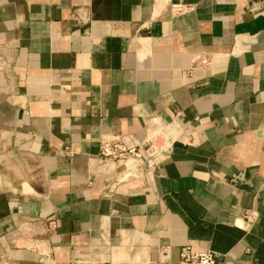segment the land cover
I'll list each match as a JSON object with an SVG mask.
<instances>
[{
	"label": "crops",
	"instance_id": "obj_1",
	"mask_svg": "<svg viewBox=\"0 0 264 264\" xmlns=\"http://www.w3.org/2000/svg\"><path fill=\"white\" fill-rule=\"evenodd\" d=\"M171 120L192 144L104 191L121 169L101 140ZM186 246L264 264V0H0V264H181Z\"/></svg>",
	"mask_w": 264,
	"mask_h": 264
},
{
	"label": "built area",
	"instance_id": "obj_2",
	"mask_svg": "<svg viewBox=\"0 0 264 264\" xmlns=\"http://www.w3.org/2000/svg\"><path fill=\"white\" fill-rule=\"evenodd\" d=\"M175 13H182L184 8L175 6ZM3 64V63H2ZM198 122V120L196 121ZM191 136H183V128L177 120L169 122H152L146 131L145 137L135 144L121 136L103 138L99 145L97 157L104 162H114L121 169L120 172L106 183L104 191L110 192L118 186L137 182L146 185L151 182L156 168L161 165L171 154L175 143L191 145ZM257 213L255 210H246L242 216V222L249 229L255 224ZM40 230V231H39ZM36 229L30 235H42L39 243H29L34 249L43 248L44 238L54 232L55 226L48 222L43 229ZM37 246V247H35ZM32 249V248H31ZM48 249H43L38 255L48 258ZM218 254L208 251L198 253L186 246L180 249L179 259L181 264H220Z\"/></svg>",
	"mask_w": 264,
	"mask_h": 264
}]
</instances>
